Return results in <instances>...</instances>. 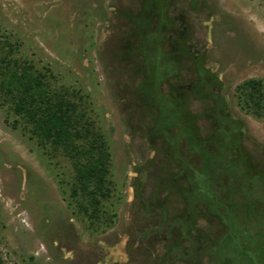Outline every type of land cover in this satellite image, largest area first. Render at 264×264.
Here are the masks:
<instances>
[{"label": "rangeland", "instance_id": "1", "mask_svg": "<svg viewBox=\"0 0 264 264\" xmlns=\"http://www.w3.org/2000/svg\"><path fill=\"white\" fill-rule=\"evenodd\" d=\"M1 59L87 98L117 214L0 99L2 264H264V0H0Z\"/></svg>", "mask_w": 264, "mask_h": 264}, {"label": "trees", "instance_id": "2", "mask_svg": "<svg viewBox=\"0 0 264 264\" xmlns=\"http://www.w3.org/2000/svg\"><path fill=\"white\" fill-rule=\"evenodd\" d=\"M198 65V70H204L203 61ZM46 79L32 63L21 65L1 59L0 99L11 105L14 115L25 124L24 131L44 151L72 161L76 171L72 198L92 227L106 230L117 217L114 210L107 212L104 205L113 194L109 145L105 136L94 128L85 96L66 87L56 89ZM242 88L248 104L259 109L263 100L262 82L250 80ZM18 126L16 120L14 127Z\"/></svg>", "mask_w": 264, "mask_h": 264}]
</instances>
